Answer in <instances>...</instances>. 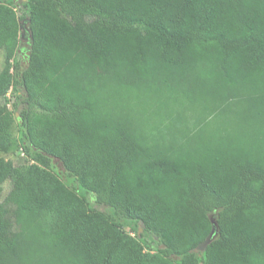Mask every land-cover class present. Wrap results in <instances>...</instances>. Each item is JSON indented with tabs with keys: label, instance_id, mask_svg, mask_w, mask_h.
Returning a JSON list of instances; mask_svg holds the SVG:
<instances>
[{
	"label": "trees",
	"instance_id": "16d2710c",
	"mask_svg": "<svg viewBox=\"0 0 264 264\" xmlns=\"http://www.w3.org/2000/svg\"><path fill=\"white\" fill-rule=\"evenodd\" d=\"M0 50V264H264V0H0Z\"/></svg>",
	"mask_w": 264,
	"mask_h": 264
},
{
	"label": "rangeland",
	"instance_id": "374dc122",
	"mask_svg": "<svg viewBox=\"0 0 264 264\" xmlns=\"http://www.w3.org/2000/svg\"><path fill=\"white\" fill-rule=\"evenodd\" d=\"M20 46H21V51L19 52V55H18V59L20 61V68L16 70V75L18 79H20V73L23 71V69L27 66V63H28V55H29L28 40H22L20 42ZM4 58H5V54L2 50H0V69L2 68ZM4 103L7 104L8 107L15 112L17 118H20L21 116L20 110L22 109L23 105L20 104L19 100L16 98L13 92H10L5 99L0 100V104H4ZM2 155L3 154L0 153V156ZM13 159L18 160V157H13ZM127 231L135 235V233L132 232L129 228H127ZM143 232L144 230L142 229L140 233L142 234Z\"/></svg>",
	"mask_w": 264,
	"mask_h": 264
},
{
	"label": "water",
	"instance_id": "95a60500",
	"mask_svg": "<svg viewBox=\"0 0 264 264\" xmlns=\"http://www.w3.org/2000/svg\"><path fill=\"white\" fill-rule=\"evenodd\" d=\"M29 22H30V20L27 19V20L23 21L21 23V25H20L21 26V39L22 40H28V46H29L28 47V51H29L28 62L30 60V53L32 52L33 43H34L33 36H32V34H31V32H30V30L28 28V23ZM20 51H21V46L19 48V52ZM142 229L143 228L141 227L140 230H139V232H141ZM215 234H216V227L214 226L213 229H212V231H211V233L206 238V240L199 245L198 250L204 252L208 248V246L211 244V242H212Z\"/></svg>",
	"mask_w": 264,
	"mask_h": 264
}]
</instances>
